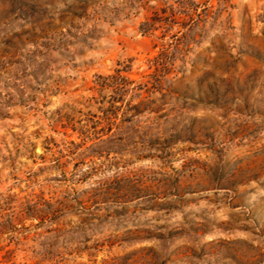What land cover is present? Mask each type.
<instances>
[{
	"label": "rangeland",
	"instance_id": "1",
	"mask_svg": "<svg viewBox=\"0 0 264 264\" xmlns=\"http://www.w3.org/2000/svg\"><path fill=\"white\" fill-rule=\"evenodd\" d=\"M0 264H264V0H0Z\"/></svg>",
	"mask_w": 264,
	"mask_h": 264
}]
</instances>
